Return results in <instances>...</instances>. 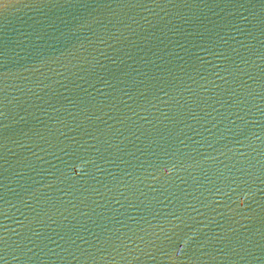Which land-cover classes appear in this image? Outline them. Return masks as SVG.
Returning a JSON list of instances; mask_svg holds the SVG:
<instances>
[{"label":"water","instance_id":"95a60500","mask_svg":"<svg viewBox=\"0 0 264 264\" xmlns=\"http://www.w3.org/2000/svg\"><path fill=\"white\" fill-rule=\"evenodd\" d=\"M0 264H264V0H0Z\"/></svg>","mask_w":264,"mask_h":264}]
</instances>
